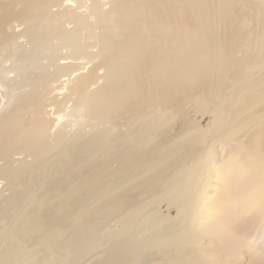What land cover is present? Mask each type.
Masks as SVG:
<instances>
[{"label":"rangeland","instance_id":"374dc122","mask_svg":"<svg viewBox=\"0 0 264 264\" xmlns=\"http://www.w3.org/2000/svg\"><path fill=\"white\" fill-rule=\"evenodd\" d=\"M10 1L5 2L2 5L5 9L0 8V11L13 19L18 12L16 9L9 10V7L17 0L13 4ZM37 1L53 10L62 9L66 2ZM123 1L125 5L130 2ZM139 1L143 6L141 9H144L146 1ZM163 1L166 11L161 15V10L149 4L148 16L124 10L116 2L117 33L110 38L100 37V28H95V31L87 28L83 31L84 36L79 37L81 22L71 23L69 45L74 47V55L91 59L93 56L89 54L98 46L109 49L106 56L110 55L108 63L114 84V91L108 96L110 117L117 122L126 120L133 126L123 137V142L111 140L98 146L80 142L76 150L75 142L68 145L69 154L90 150L88 154L94 158L86 164L67 160L65 170H61L62 166L58 168L57 176H61L38 188L33 196L35 204L26 208L34 213L33 230L25 232L27 223L12 229L25 232L20 236L25 240L21 244L24 251L15 242L0 235V243H6L5 251L0 253V264H183L180 257L184 258L185 264H264L259 253L264 248L252 243L262 225L257 216L264 218V192L258 187L260 178L264 176V163L257 158V134L251 140L246 134L264 119V114L257 116V98L264 87V45L260 28L264 24V0L232 3L230 14L216 4H212L207 11L205 0H196L197 5L192 7L184 4L183 0ZM221 13L227 17L225 25L234 24L232 39L223 38L224 50L228 58L239 61L203 68V56L207 54V58L211 57V39L218 35ZM29 15L37 19V27L41 28L40 40L45 44L49 26L42 13L31 11ZM51 26H57L53 20ZM151 32H162L170 48L158 47L159 40L150 38ZM36 34L37 30L32 36ZM3 38L0 30V40ZM150 40L153 43L149 48L141 46ZM77 45L82 49H77ZM52 49L59 52V47L53 46ZM140 54L142 62H139ZM25 55L31 59L29 63H39L44 57L43 53L37 54L33 60V51ZM208 71L211 72L206 73ZM234 73L249 83L244 89L255 92L251 97L256 103L247 108H225L230 111L226 121L223 117L211 120L216 113L201 100L205 96L195 92L194 88L178 87L186 77L212 75L214 79H225L227 84L218 87L224 94V101L214 98L215 104L240 103L247 96L243 95L245 92L236 90L240 82L230 78ZM153 83H166L170 88L153 87ZM212 87L211 81L208 87H203L208 88L210 95L206 98L210 101ZM168 91L172 93L168 94ZM8 98L0 93V154L8 152L9 147L12 153L16 152V146L11 141L17 138L18 133H8L10 129L3 115ZM180 98H190V107L186 111L191 120L188 128L185 122L180 123L168 113L165 114L164 125L156 130L148 124L156 117H141L145 113L143 105L149 107L151 100H159L160 105H170ZM22 99L27 101L25 96ZM34 99L41 103L39 95H35ZM21 103L22 100H18V104ZM241 121L243 125H240ZM142 125H146L145 132H142ZM208 128L219 133L214 137L235 130L239 132V141L218 143L209 155L207 144L211 135L207 133ZM129 134L133 137L132 142H129ZM140 134H156V138L146 139L138 145L133 140L137 141ZM37 137L39 141H45V134H37ZM17 141L26 144L22 151L34 158L31 167L35 171L40 169L36 172V184L43 186L46 143L42 147L38 141L37 148H34L28 132L20 135ZM242 143L250 144L254 151L248 155ZM233 148L237 157L230 154L231 157L222 158L223 149L229 151ZM122 149L126 150L127 156H140L142 162L116 159L114 156H119ZM59 152L61 149L53 150L51 155ZM197 153L200 155L196 157ZM216 164L217 173H209ZM76 180H80L82 190L72 192L71 187ZM149 181L153 185H148ZM101 189H104L105 202L109 206L107 211L112 214V220L104 222L88 212L80 213L81 209L92 206L97 198H101ZM48 191L52 194L48 195ZM255 198L254 213L240 211L239 206L249 207L247 202H253ZM257 198L260 200L258 208ZM19 201L22 205L24 198ZM117 210L125 212L122 218ZM7 215V211H0V220ZM166 216L179 222V231L177 236L167 237L166 246H162L161 242L148 235L157 224L151 219L159 217L165 220ZM15 218L18 219L17 216ZM172 223L164 222L166 225ZM87 229L96 237L87 233ZM204 230L209 232L206 234ZM47 233L51 234V244L55 247L52 253H63L66 258L60 259L45 251L44 235ZM73 235H77L78 242L72 239ZM10 254L16 261H11Z\"/></svg>","mask_w":264,"mask_h":264},{"label":"bare ground","instance_id":"6f19581e","mask_svg":"<svg viewBox=\"0 0 264 264\" xmlns=\"http://www.w3.org/2000/svg\"><path fill=\"white\" fill-rule=\"evenodd\" d=\"M7 1L0 0V8L5 9L2 5ZM145 1L147 6L141 9L143 6L139 0H130L127 5L124 4L123 0H66L62 5V9L53 10L50 7L47 8L45 4L39 3L37 0H17L13 6L9 7V10L16 9L18 12L13 19L0 11V30L4 36L0 40V93L5 98L7 96L10 97L4 107L3 115L5 114L4 119H6L8 129H10L8 133H18L17 138L11 141V144H15L16 146V152L12 153L9 147L7 148L8 152L0 154V211H7L9 215H7V218L0 220V235L15 242L23 251L24 249L21 244L25 240H22L20 236L25 232L32 231L34 228V221H32L34 213L31 210H26V208L35 204L33 196L38 188L44 187L43 184H46V182H51L61 176H57L58 168L62 166L61 170H65L67 160H77V162L86 164L87 161L94 158V156L88 154L90 150L84 151L81 154L73 151L74 154L71 155L67 148L68 145L71 142H75L76 150L80 142L94 143L97 146L106 144L111 140L123 142V137L129 133L130 128L133 126L132 123L128 124L126 120L117 122L113 121L110 117L108 110L110 100L108 96L114 91V84L108 63L110 55L106 56L109 49L105 48V46H98L99 48L92 50L89 54L93 56L91 59L87 56L74 55V47L69 45V35L72 28L70 25L71 23L81 22L79 37L84 36L83 31L87 28H90L91 31H95V28H100V37L110 38L117 33L116 2L124 10L139 12L147 16L150 15L149 4H152L153 8L161 10V15L166 11L164 10L165 2L163 0ZM239 1L243 0H205V6L208 11L212 4H216L223 12L230 14V5ZM13 2L14 0L9 3L13 4ZM183 2L189 7L197 5L196 0H190V2L183 0ZM112 7L113 11L111 12ZM31 11L42 13L43 20L49 26L45 44H42L40 40L41 28L37 27V19H32L33 17L29 15ZM226 18L222 13L219 14L218 35L216 37L213 36L211 39V57L207 58V54L203 56L201 62L203 68L220 67L223 64L239 61L228 58L223 47V38L232 39L231 32L234 25H225L224 21ZM204 19H206V15H204ZM256 19L257 10L255 22H257ZM51 20L57 25L56 28L51 26ZM72 20L74 21L72 22ZM260 28L262 43L264 45V24H261ZM36 30L37 34L32 36V33ZM53 30H56V32L54 33ZM150 38L158 39V47L162 49H167L171 46L164 40L165 35L162 32H151ZM152 43L153 41L150 40L148 44H141V46L149 48ZM233 45L236 46V43ZM53 46L59 47L58 53L53 51ZM76 48L82 49L80 45H77ZM29 51L35 52L33 60L37 54L43 53L44 57L39 63H34L35 61L29 63L28 61L31 59H27L25 55ZM262 56H264V49L262 50ZM138 58L139 62L143 61L141 54ZM230 78L240 82L236 90L245 92L243 95L247 96L240 103L230 102L223 106L215 104L214 98L224 101V94L218 87H224L227 84L225 79H214L212 75L211 77H186L178 87L191 86L181 88H194L195 92L205 96L201 100L209 104L211 110L216 113L211 120L223 117L226 121L230 111H226L225 108H247L256 103L254 98L251 97L255 92L251 89L247 91L244 89L249 83L241 75L238 76L234 73ZM209 81H211V86L214 88L211 92V101L206 98L210 95L208 88H203L208 87ZM152 86L170 88V85L166 83H153ZM240 87L242 88L241 90L239 89ZM181 92L184 91L182 90ZM171 93V91H168V94ZM35 95L41 97V103H38L34 99ZM23 96L27 98V101L22 99ZM104 96L107 97L105 98ZM18 100H22V103L18 104ZM149 105V107L143 105L145 113L141 117H156L148 121V124H151L155 130L164 125V121L167 119L165 114L167 113L178 119L180 123L185 122L187 128L190 127L191 120L188 119V114L186 113L190 107V98H180L170 105H160L159 100H151ZM263 114L264 87L261 89V95L257 98V116H262ZM183 115H187V117L183 118ZM240 125H243L242 121ZM145 131L146 125H142V132ZM25 132L30 134L31 143L34 148H37V142L39 141L37 134H45V141H39L42 147H44L45 143L47 146V150L44 152L46 160L42 172L43 186H37L36 184V172L40 169L35 171L31 167L34 158L27 156L22 151L26 147V144L17 141L20 135ZM207 133L211 135V140L207 144L209 155L213 153L218 143H228L229 140L239 141L237 138L239 132L235 130H229L225 135H217L216 137H214V134L219 133H214L213 128H208ZM263 133L264 119H261V121L257 122V125L252 126L246 132L248 140H251L257 134V158L264 163ZM129 138V142H132L133 137L131 134H129ZM149 138H156V134L151 136L140 134L137 141H133L139 145L142 141ZM242 146L248 155L254 151V148L250 144L242 143ZM60 149L61 152L54 156L51 155L53 150L57 151ZM96 152H99V150ZM119 154V156H114L118 160L124 158L126 160H133L135 163L142 162L140 156H127L125 149L120 150ZM222 154V158L228 157V155L231 157L230 154L235 157L238 156L235 148L229 151L223 149ZM199 155L197 153L196 157ZM217 170L218 165L216 164L209 173L215 174ZM79 185L80 180H76L74 186L71 187L72 192L82 190V187H79ZM148 185L151 186L153 183L149 181ZM258 187L264 192V176L260 178ZM55 191L57 192V189ZM47 194L51 195L52 192L48 191ZM100 195L101 198H97L95 204L84 207L80 210V213L88 212L101 222L112 220V214L107 211L109 206L105 202L104 189L100 190ZM22 198H24V201L21 205L19 200ZM247 203L249 207L239 206L240 211L247 210L254 213L255 209L253 206L256 204V198L253 202ZM259 205L260 200L257 198V208ZM235 208L238 209V206H235ZM117 211L122 218L125 212ZM16 216L18 219L15 218ZM257 218L261 220L262 225L258 228L260 233L252 243L254 245L257 243V246L264 248V218L259 216ZM12 219H14L13 222L7 224ZM151 220L157 221V224L151 229L148 237L161 242L162 246H166L167 237L178 235L179 222L172 220L169 216H166L165 220L159 217ZM165 221L173 223L172 225H166L164 224ZM24 223H27L25 225L28 226L27 231L18 232L12 230L16 227L20 228ZM86 232L96 237V234L90 233L88 229ZM208 232V230H204V233L207 234ZM44 239L46 243L44 246L45 251L53 254L52 251L55 247L51 244V234H45ZM72 239L78 242L77 235H73ZM5 248L6 243H0V253H3ZM259 253H261L262 259H264V250ZM53 256L60 259L67 257L63 253L53 254ZM10 259L11 261H16L11 254ZM179 260L185 264L183 257H180Z\"/></svg>","mask_w":264,"mask_h":264}]
</instances>
